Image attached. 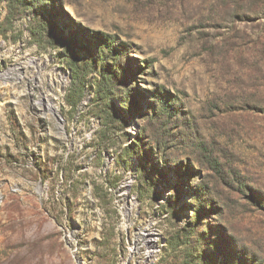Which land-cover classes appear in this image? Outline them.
<instances>
[{
    "label": "rangeland",
    "instance_id": "obj_1",
    "mask_svg": "<svg viewBox=\"0 0 264 264\" xmlns=\"http://www.w3.org/2000/svg\"><path fill=\"white\" fill-rule=\"evenodd\" d=\"M149 251L264 264V0H0V264Z\"/></svg>",
    "mask_w": 264,
    "mask_h": 264
},
{
    "label": "trees",
    "instance_id": "obj_2",
    "mask_svg": "<svg viewBox=\"0 0 264 264\" xmlns=\"http://www.w3.org/2000/svg\"><path fill=\"white\" fill-rule=\"evenodd\" d=\"M103 64L101 65V71H102V73H100V75H101V80L99 81V83L96 85V93H97V98H101V99H106L107 100V102H110V95L112 94V82H111V80H112V78L111 77H109V76H106V78H105V76H104V74H103ZM76 78V77H75ZM107 106L110 108L111 106L110 105H108V103H107ZM118 106H119V104H118ZM120 109H122L123 111H125V108H124V105L122 104V103H120V107H119ZM159 112H160V114L158 115V117L160 116V117H165L166 115H164L161 111H167V109L166 108H161L160 110H158ZM157 109H155V110H153L152 112H151V114H156L157 112ZM169 111V113L171 114V116L173 115L171 112H170V110H168ZM131 111L130 110H128V111H126V114H125V116H128V114L130 113ZM128 113V114H127ZM162 113V114H161ZM171 116H169L168 118H167V120L168 121H171L170 120V118H171ZM166 118V117H165ZM190 230H193V229H190ZM186 243V242H185ZM188 244V243H187Z\"/></svg>",
    "mask_w": 264,
    "mask_h": 264
},
{
    "label": "bare ground",
    "instance_id": "obj_3",
    "mask_svg": "<svg viewBox=\"0 0 264 264\" xmlns=\"http://www.w3.org/2000/svg\"><path fill=\"white\" fill-rule=\"evenodd\" d=\"M144 242H145V244L147 245V247H151L152 246V244H154V237H153V233H150L149 231L148 232H146L145 234H144ZM151 251V250H150ZM150 251H149V254H148V257L146 258V259H144L142 262H141V264H148V262H149V258H150V256H151V254H150Z\"/></svg>",
    "mask_w": 264,
    "mask_h": 264
}]
</instances>
